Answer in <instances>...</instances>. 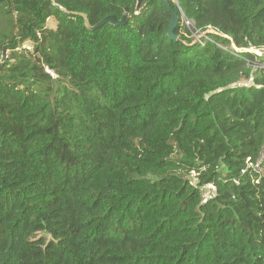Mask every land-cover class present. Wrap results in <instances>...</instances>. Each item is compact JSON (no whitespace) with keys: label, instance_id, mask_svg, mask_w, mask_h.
I'll return each mask as SVG.
<instances>
[{"label":"trees","instance_id":"16d2710c","mask_svg":"<svg viewBox=\"0 0 264 264\" xmlns=\"http://www.w3.org/2000/svg\"><path fill=\"white\" fill-rule=\"evenodd\" d=\"M249 48L264 0H0V264H264Z\"/></svg>","mask_w":264,"mask_h":264},{"label":"water","instance_id":"95a60500","mask_svg":"<svg viewBox=\"0 0 264 264\" xmlns=\"http://www.w3.org/2000/svg\"><path fill=\"white\" fill-rule=\"evenodd\" d=\"M82 15L85 17V25L87 26V28L89 30H94L98 27H101L102 25L106 24V23H110V24H114V25H120L126 22L127 16L128 14L125 13L124 16L122 17V19H118L115 15H108L105 18H103L102 20H100L97 24L92 25L88 19V16L84 13H82ZM179 23V15L178 12L173 10V16L169 25V31H168V35L171 38H177V35L175 34L174 30L175 28L178 26Z\"/></svg>","mask_w":264,"mask_h":264},{"label":"built area","instance_id":"2783aa9c","mask_svg":"<svg viewBox=\"0 0 264 264\" xmlns=\"http://www.w3.org/2000/svg\"><path fill=\"white\" fill-rule=\"evenodd\" d=\"M183 23L188 27V28H194L195 27V23H194V20H192V19H190V18H187V17H185V16H183ZM27 47H28V50H30L31 48H32V46L30 45V43H26L25 44ZM20 50V47L18 46V47H16V50ZM26 49V48H25ZM238 49L239 48H237L236 46H235V44H232V53H236V52H238ZM251 49H253V48H249V50L251 51ZM261 51V50H260ZM254 52H256V51H254ZM8 53L4 56V57H8ZM48 72H50L52 75H53V73L48 69L47 70ZM262 160H264V143H263V146H262V150H261V153H260V157H259V159H258V161H262ZM257 166H259V164H257ZM260 167V166H259ZM211 187H212V185H210Z\"/></svg>","mask_w":264,"mask_h":264},{"label":"rangeland","instance_id":"374dc122","mask_svg":"<svg viewBox=\"0 0 264 264\" xmlns=\"http://www.w3.org/2000/svg\"><path fill=\"white\" fill-rule=\"evenodd\" d=\"M174 1V0H173ZM48 26H51V27H54L56 25V21L51 17L49 20H48V23H47ZM20 47V50L21 49H24V50H28V47L25 45V44H22V46H19ZM26 48V49H25ZM251 51H256V53L259 55V57H262L264 58V51L263 50H258V49H251ZM252 81L250 80L249 83H251ZM196 176V173L193 172L192 173V179H194ZM206 190H205V195L208 196L212 191H213V188L210 186V185H207L206 187Z\"/></svg>","mask_w":264,"mask_h":264}]
</instances>
